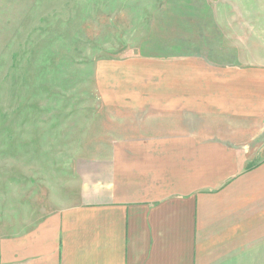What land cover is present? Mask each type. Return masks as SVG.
<instances>
[{
    "label": "crops",
    "instance_id": "1",
    "mask_svg": "<svg viewBox=\"0 0 264 264\" xmlns=\"http://www.w3.org/2000/svg\"><path fill=\"white\" fill-rule=\"evenodd\" d=\"M179 48L122 78L68 203L0 236V264H264V66Z\"/></svg>",
    "mask_w": 264,
    "mask_h": 264
},
{
    "label": "rangeland",
    "instance_id": "2",
    "mask_svg": "<svg viewBox=\"0 0 264 264\" xmlns=\"http://www.w3.org/2000/svg\"><path fill=\"white\" fill-rule=\"evenodd\" d=\"M179 46L264 66V0H0V236L68 203L73 160L113 131L122 78Z\"/></svg>",
    "mask_w": 264,
    "mask_h": 264
}]
</instances>
